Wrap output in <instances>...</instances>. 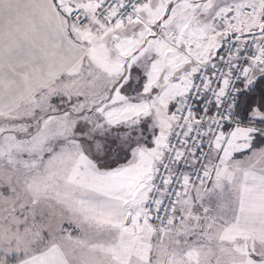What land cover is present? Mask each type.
Here are the masks:
<instances>
[{
    "label": "snow or ice",
    "instance_id": "1",
    "mask_svg": "<svg viewBox=\"0 0 264 264\" xmlns=\"http://www.w3.org/2000/svg\"><path fill=\"white\" fill-rule=\"evenodd\" d=\"M0 264H264V0H0Z\"/></svg>",
    "mask_w": 264,
    "mask_h": 264
}]
</instances>
